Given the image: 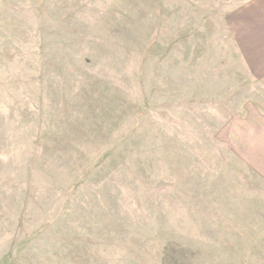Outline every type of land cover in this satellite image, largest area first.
I'll return each mask as SVG.
<instances>
[{"label":"rangeland","instance_id":"obj_1","mask_svg":"<svg viewBox=\"0 0 264 264\" xmlns=\"http://www.w3.org/2000/svg\"><path fill=\"white\" fill-rule=\"evenodd\" d=\"M0 264H264V0H0Z\"/></svg>","mask_w":264,"mask_h":264}]
</instances>
